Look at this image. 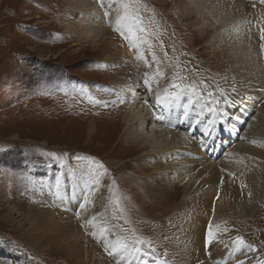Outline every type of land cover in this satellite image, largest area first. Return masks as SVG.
<instances>
[{
	"label": "bare ground",
	"instance_id": "1",
	"mask_svg": "<svg viewBox=\"0 0 264 264\" xmlns=\"http://www.w3.org/2000/svg\"><path fill=\"white\" fill-rule=\"evenodd\" d=\"M68 1L71 3L72 12L66 16L65 24L71 33L80 41L86 40L92 45L105 40L109 28L112 27L108 23V18L104 16L107 9L102 8L97 0ZM171 1L177 16L190 31L195 34L197 32V35L208 33L209 37H212L211 41L217 45L216 48L212 46L210 50L204 49L201 55L209 64H215L214 66L221 70L224 87L230 90L228 95L231 99H235L237 103L243 101L245 104L253 105L249 106L252 109L257 106L254 104L256 99L261 98L258 101H262L264 98V51L260 48L264 41L259 39L258 31L264 28V0ZM106 3L113 4L114 17L116 14L114 0H106ZM258 4L261 7L257 6ZM233 17L235 18L231 20ZM247 17L252 20L250 23L245 21ZM230 20L234 23L228 28ZM253 27L257 28V32ZM150 30L152 31V28ZM238 30L241 31V49L233 40H227ZM244 35L246 37H243ZM116 44H119L120 48L108 56V59L120 67V76L112 83L113 101L121 97L129 101L114 103L115 107L123 109L122 138L132 146L139 147L145 156L141 163L147 164V173L137 174L134 169L126 173V179L135 182L138 177L145 176L153 197L162 196L165 200L177 201L175 210L168 219L163 220L158 235L161 246L170 245V248L164 246L158 248L159 250L154 249L156 257L161 264L165 261L172 264L168 259L178 260L180 263L177 264H196L197 260L203 261V264L218 262L223 264L224 261L227 264H237L241 260L244 264H264V255L257 253L256 250L237 251L233 243L237 235L245 240L237 222L240 220L244 222L255 215L264 203V147L250 143L252 140L264 141V115L262 124L252 126L254 129L250 130L251 133L247 132L242 137L238 136L237 131H231L230 122L224 124L227 131L221 133L219 122L213 129L211 115L207 111L202 116L198 115L204 90H197L194 83L189 86L195 88V92L189 90L182 98V102L187 105V117L182 115L183 108L176 107L169 115V119L176 124L175 127L169 126L166 122H158L155 119L158 114L156 102H151L155 98L147 97L145 90L140 93L136 90L138 83L142 84V74L149 69L143 60L137 59V49L130 47L128 43L122 46L121 41ZM155 51L163 60L161 70L169 79L174 78L171 59L165 58L159 47H156ZM144 54L151 56L150 52ZM213 85L207 90L216 92L220 100L219 106L229 112L230 121L236 125L234 119L236 108H226L224 98L219 95L220 84ZM252 92L253 98L248 99ZM145 100L148 104L143 103ZM260 106L258 110L264 114V103ZM177 114H180L179 123L176 122ZM197 119L201 121L197 126L199 130L190 132L189 123L195 125ZM94 121L96 120H91L87 125L89 137L98 130ZM205 128L213 129L211 137L200 135ZM201 140L206 141L214 150L200 147ZM227 153L232 155L228 156ZM240 160L244 163H239ZM227 171L235 172L237 178H230ZM49 176L47 179L50 183H47L45 178L39 180L42 182L41 190L47 200V207L50 208L32 203L28 205L27 210H23L18 202H10L7 211L0 207L1 217L11 222L14 231L23 232L36 248L42 251L43 247L48 246L59 252L67 264H113L110 257L106 259L103 251L99 252L102 247L100 242L89 235L94 229L91 226L86 227V231L89 232L86 235L78 226L79 223H84V218L91 219L93 215L99 213H104L105 221L110 219L112 213L102 190L93 189L87 183L88 177L83 172H73L68 180L65 173L61 176L58 174ZM222 176L224 184L221 188L219 180ZM57 177L60 178L59 186L56 184ZM241 183L247 185L243 193ZM249 192L251 196L248 195ZM85 196L92 200L93 204L89 205L87 210L77 208L76 205L82 203ZM57 206L61 209L57 210ZM74 213H79V216ZM208 222L229 229V232L222 236L221 243L211 249L204 246V229Z\"/></svg>",
	"mask_w": 264,
	"mask_h": 264
},
{
	"label": "rangeland",
	"instance_id": "2",
	"mask_svg": "<svg viewBox=\"0 0 264 264\" xmlns=\"http://www.w3.org/2000/svg\"><path fill=\"white\" fill-rule=\"evenodd\" d=\"M143 3L149 13L155 9L154 16L145 15V24L151 19L149 27L163 41L167 58L172 61L173 76L181 86L196 83L197 90L205 91L201 81L209 88L216 83L229 94L221 70L201 55L212 46L216 48L212 37L208 33H199V36L190 31L177 16L171 0H143ZM70 4L68 0H0V207L7 211L10 202H18L23 210L32 203L50 208L43 196L40 178L50 183L49 174L61 176L65 173L67 179L73 172L86 173L92 168L91 161L77 160L76 156L91 157L108 169L99 188L111 213L115 208L108 189L114 178L124 208L122 216L131 221L125 227L134 228L138 235L150 240L153 249L170 248V245L161 246L158 235L163 220L175 210L177 201L153 197L145 176L138 177L137 182L126 179V173L134 169L137 174L147 173V164L141 163L145 156L139 147H133L122 138L123 109L111 103L112 83L120 76V67L108 56L120 48L116 42L121 41L124 46L127 41L113 30V26L107 38L96 45L80 41L65 24L66 16L72 12ZM245 21L252 20L247 17ZM231 23L234 21L227 24L228 28ZM253 28L257 32V28ZM240 33V30L235 31L227 40H233L241 49ZM180 76L185 79L180 81ZM142 86L138 83L137 92L145 90ZM253 96L254 92L248 99ZM149 97H154L152 92ZM260 99H256L257 106L253 109L249 107L253 105L246 104L247 111L243 115L239 103L235 107L238 136L251 133L252 126L262 124L264 114L258 108L264 98L258 101ZM94 101H108L109 104L105 107ZM91 120H96L98 130L89 137L87 125ZM47 153H55L60 160ZM58 209L61 208L57 206ZM124 219L119 223L123 224ZM76 222L78 224L77 219ZM237 223L245 240L257 247V253L264 255V203L255 215ZM83 224L78 226L88 235ZM101 249L99 252L103 251L108 259ZM0 264L67 263L56 250L45 246L41 251L33 246L30 239L23 232L14 231L11 222L3 219L0 213Z\"/></svg>",
	"mask_w": 264,
	"mask_h": 264
},
{
	"label": "snow or ice",
	"instance_id": "3",
	"mask_svg": "<svg viewBox=\"0 0 264 264\" xmlns=\"http://www.w3.org/2000/svg\"><path fill=\"white\" fill-rule=\"evenodd\" d=\"M102 8L107 10L104 12V16L108 18V23L113 26V30L120 35V37L127 41L130 47L137 49V59L143 60L149 69L145 71L142 76V85L145 88L146 92H152L155 98V106L157 107L158 114L155 119L158 122H166L169 126L175 127L176 124L169 119V115L172 110L176 107L184 109L182 113L183 116L187 117V105L182 102L184 94L191 90L195 92V88L191 86L182 87L181 83L178 82L177 78L169 79L167 74L161 70L160 65L163 63V60L157 56L156 47H159L163 52V56L167 58V52L163 48V41L159 39V36L156 32L151 31L149 25L151 24V19H149V24H145V15L148 14L149 17L155 15V9H152L149 13V9L146 4L143 3V0H114L116 14L113 17L114 7L113 4L106 3V0H97ZM260 35L259 39L264 41V28L259 29ZM260 48L264 51V43L260 44ZM150 52L151 56L148 57L144 53ZM171 66V65H170ZM185 79L180 76L179 80L182 81ZM161 81H164L162 84ZM205 89L209 88V85L201 81ZM235 91V89H233ZM219 95L224 98V104L226 108L238 107V103L234 99L228 97V93L223 89H219ZM201 111L198 115H204V112L207 111L211 115V124L213 129L217 122L221 125L220 132L223 133L227 131L224 127L226 122H230V114L228 111L221 108L220 100L216 96L214 90H207L201 94ZM95 103L103 104L105 107L108 106V101H94ZM124 98H119L117 101H112L111 103L121 104L126 103ZM144 104H148V101H143ZM239 110L243 115L247 111V105L243 101L239 102ZM252 117H247L251 119ZM237 120H240V117H237ZM176 122L180 121V114L176 115ZM246 123V120L243 121ZM201 123L199 119L193 123H189L188 129L190 132L198 131V125ZM205 128L200 132V135L212 136V130ZM231 131H237L235 124L231 123ZM215 140H213V144ZM253 145L264 147V141L258 142L256 140L250 141ZM200 147L207 150H214L210 148L206 141L201 140L199 142ZM49 157H53L56 160H60L59 156H56L55 153H47ZM75 155V154H73ZM228 156H231V153H227ZM77 160H89L91 161L92 168L90 171L86 172L87 183L90 184L93 189H99L102 184L103 177L108 173L106 166L95 160L91 157H81L76 156ZM239 163H244L243 160L238 161ZM221 171H226V169H221ZM227 175L230 178H237L236 173L232 171H227ZM56 184L59 186L60 178L57 177ZM224 184V177L222 176L219 180V186L222 188ZM241 192L247 187L246 184L241 183ZM113 189H117L116 192H113ZM111 194L109 199L113 204L115 211L112 213L108 221L104 220V213H99L98 215H93L91 219L84 218L83 227L91 226L94 230L89 233L94 239L98 240L103 247L104 251L109 257H112L117 264H161L160 260L154 254V249L150 240L142 238L136 233L134 228L125 227L126 224L131 223L129 219H124L122 213L124 208L121 206V197L118 195V186L115 179L111 181V186L108 189ZM251 196V192L248 193ZM216 199H219V191L217 192ZM93 204V201L90 200L87 196L83 198L82 203L76 205L77 208L82 210H87L89 205ZM213 213L215 212V202L213 203ZM79 216V213H74ZM124 219V223L121 224L119 221ZM99 220V222H98ZM204 246L207 249H211L214 246L221 243V238L224 234L229 232L227 227L221 228L219 224H213L208 222L205 225L204 229ZM236 245V250L240 251L246 249L248 251H255V246L249 243H246L242 236L237 235L233 241ZM147 245V248L144 246ZM167 264V261L164 262ZM196 264H203V261L197 260ZM219 264V262H218ZM223 264H227L226 261ZM237 264H244V261H238Z\"/></svg>",
	"mask_w": 264,
	"mask_h": 264
}]
</instances>
